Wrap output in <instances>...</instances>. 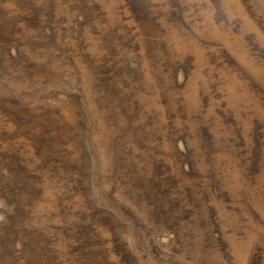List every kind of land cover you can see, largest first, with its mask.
<instances>
[{"label":"rangeland","instance_id":"374dc122","mask_svg":"<svg viewBox=\"0 0 264 264\" xmlns=\"http://www.w3.org/2000/svg\"><path fill=\"white\" fill-rule=\"evenodd\" d=\"M0 264H264V0H0Z\"/></svg>","mask_w":264,"mask_h":264}]
</instances>
